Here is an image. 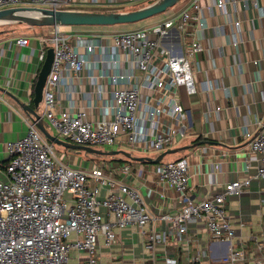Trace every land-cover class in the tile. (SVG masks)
<instances>
[{
	"label": "built area",
	"instance_id": "2783aa9c",
	"mask_svg": "<svg viewBox=\"0 0 264 264\" xmlns=\"http://www.w3.org/2000/svg\"><path fill=\"white\" fill-rule=\"evenodd\" d=\"M74 1L0 0V8H66ZM223 5L224 0L217 1V6ZM200 6L193 0L149 27L110 33L66 32L61 25H49L47 35H37L42 44L53 46L41 100L48 127L74 143L117 144L140 151L175 144L186 127L178 88L196 90L193 56L203 44L185 30L190 22L205 24L197 13ZM171 27L185 33L180 52L161 42ZM14 40L28 43L26 36ZM237 40L235 35V47ZM45 50V45L40 48L42 60ZM79 73L91 88L82 89L81 104L75 105L69 83L73 86ZM66 76L63 89L70 98L62 105L57 86ZM26 123L24 135L7 142L10 157L0 176V264H69L73 249L84 254L82 264H100L99 235L111 246L117 241L116 229L127 225L137 226L141 252L121 264H264V235L250 247L234 244L235 228L225 209L227 197L240 194L251 176L227 181L218 192L193 201L186 158L155 162L157 176L169 181L182 200L178 208L157 215L136 188L110 174L119 168L116 162L91 158L87 168L69 165L30 114ZM245 135L258 159L253 177L264 175V119L256 121L254 133ZM101 187L106 188L103 195ZM99 207L112 217L104 218ZM156 219L161 223L154 225ZM194 227L204 230V239L196 237Z\"/></svg>",
	"mask_w": 264,
	"mask_h": 264
},
{
	"label": "crops",
	"instance_id": "0c3cea01",
	"mask_svg": "<svg viewBox=\"0 0 264 264\" xmlns=\"http://www.w3.org/2000/svg\"><path fill=\"white\" fill-rule=\"evenodd\" d=\"M192 1L180 0L170 9L145 19L141 26L149 27L178 14ZM217 1L198 0L201 6L197 13L205 24L200 27L190 22L185 30L202 42L203 49L193 56L197 63L195 92L187 93L184 87L178 88L186 127L184 135L171 147L196 144L171 152L173 158L170 159L186 158L189 198L193 201L218 192L227 181L251 176L240 194L229 195L225 201L226 212L236 233L232 242L250 247L255 239L261 240L264 235V175L253 177L258 159L248 149L249 136L245 135L246 131L254 133L256 121L264 119V0H224L222 7L217 6ZM39 34L36 29L32 32L31 29L19 32L0 30V176L10 157L7 142L21 137L27 130L28 113L20 102L33 104V86L42 63L40 48L45 45L37 37ZM235 35L239 41L237 47L232 43ZM16 36H26L28 43L17 44ZM161 42L172 51L180 52L185 44V33L171 27ZM79 74L80 77L82 73ZM85 77L83 73L73 86L69 83L75 105L81 104L82 89L91 88ZM66 80L69 77L62 78L57 86L62 105H68L70 98L65 97L63 89ZM98 103L96 100V107ZM113 148H123L135 155L160 152L133 151L120 145ZM58 152L66 163L82 168L92 165L91 158L116 162L119 168L110 174L136 188L146 207L154 214L172 211L182 203L179 191L169 181L157 176L155 162L126 159L121 157L122 153L103 154L102 157L72 154L68 160L66 149ZM126 164L128 168L122 169ZM105 191L106 188L101 187L100 195ZM99 209L104 218L112 217L106 215L103 207ZM159 223L160 220L156 219L154 225ZM193 231H196L195 227ZM193 231L190 230L191 234ZM195 234L199 239L205 237L201 229ZM116 236L117 241L106 246L99 235L100 264H121L123 260L140 256L141 242L136 225L116 229ZM189 245L190 252H194V244ZM71 253L75 255V264H82L84 254L74 249ZM78 254L82 257L80 261L77 260Z\"/></svg>",
	"mask_w": 264,
	"mask_h": 264
},
{
	"label": "water",
	"instance_id": "95a60500",
	"mask_svg": "<svg viewBox=\"0 0 264 264\" xmlns=\"http://www.w3.org/2000/svg\"><path fill=\"white\" fill-rule=\"evenodd\" d=\"M177 0H152L151 2L142 6L134 7L127 10H84V9H70V8H50L37 5H14L0 8V23L15 22L25 23L34 26L44 25H64V24H113L118 22H130L142 19L155 13L164 11L167 7L175 4ZM53 58V46L46 47L45 56L42 60L38 70L34 86L32 105L25 102H20L21 106L28 114L35 120L40 131L45 137L64 148H73L84 150L86 152H93L98 154H117L122 153L126 157L137 161L158 162L167 153L175 152L181 148H187L190 145L194 146L196 143L185 144L176 147H169L161 150L156 155H135L131 151L118 149H101L89 144L74 143L59 137L57 134L51 132L47 122L43 119L41 113L37 108L42 100V90L46 80V76L51 66Z\"/></svg>",
	"mask_w": 264,
	"mask_h": 264
},
{
	"label": "rangeland",
	"instance_id": "374dc122",
	"mask_svg": "<svg viewBox=\"0 0 264 264\" xmlns=\"http://www.w3.org/2000/svg\"><path fill=\"white\" fill-rule=\"evenodd\" d=\"M152 0H101L97 3H89L86 2L84 0H76L73 3H70L68 5H66V8H70V9H84V10H102V11H106V10H127V9H132L134 7H138V6H142L144 4H147L149 2H151ZM177 0L176 3H179ZM175 3V4H176ZM175 4L167 7L166 9H170L171 7H173ZM165 9V10H166ZM164 10V11H165ZM162 11V12H164ZM161 13V12H159ZM158 13L152 14L150 16L144 17L142 19L139 20H135V21H130V22H118V23H113V24H64L61 25V29L66 31V32H82V33H103V32H113V31H122V30H128V29H133V28H138L141 26V23H143L145 21V19L152 17L154 15H156ZM0 27H4V29L6 31H13V32H19L23 29H31V32L33 31V29H36V31L43 35H47L49 33V27L47 26H34V25H28V24H6V25H0ZM33 27V28H32ZM142 27V26H141ZM39 34V36L41 35ZM50 44H45V46L47 47ZM42 109V101L39 103L38 106V110L41 112ZM49 129H51L52 131H55L52 127H50ZM56 132V131H55ZM55 148L58 150H62L64 149L63 146L54 143ZM90 145V144H89ZM91 146L97 147V148H101V149H111L113 147H116L117 144H93ZM128 149H133L131 147H127ZM67 151V157L68 160L69 158H72V154H76V155H93L96 157H102L103 154H98V153H93V152H86L84 150H78V149H68ZM134 151V149H133ZM152 154H154L155 152H150ZM106 157V156H104ZM170 158H173L172 154H166L163 159L161 160H168ZM73 255L71 253V255L69 254V264H75V259L73 258Z\"/></svg>",
	"mask_w": 264,
	"mask_h": 264
},
{
	"label": "trees",
	"instance_id": "16d2710c",
	"mask_svg": "<svg viewBox=\"0 0 264 264\" xmlns=\"http://www.w3.org/2000/svg\"><path fill=\"white\" fill-rule=\"evenodd\" d=\"M6 24H16V23H15V22H7V23H1L0 25H6ZM18 24H25V23H18ZM0 30H5V29H4V27H0ZM50 130H51V129H50ZM51 132L55 133V132L52 131V130H51ZM64 149L68 150V149H73V148H64ZM109 156H113V155L111 154V155H109ZM121 157L128 159V158L125 157L124 155L121 156ZM179 158H180V157H179Z\"/></svg>",
	"mask_w": 264,
	"mask_h": 264
}]
</instances>
